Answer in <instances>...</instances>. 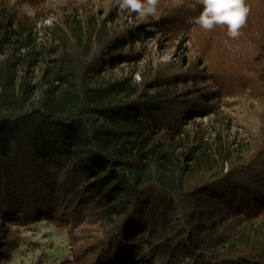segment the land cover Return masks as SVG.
Returning <instances> with one entry per match:
<instances>
[{
  "label": "trees",
  "instance_id": "1",
  "mask_svg": "<svg viewBox=\"0 0 264 264\" xmlns=\"http://www.w3.org/2000/svg\"><path fill=\"white\" fill-rule=\"evenodd\" d=\"M247 3L230 39L188 22L196 0L136 23L118 0H0V264L40 221L67 231L57 264H264V0Z\"/></svg>",
  "mask_w": 264,
  "mask_h": 264
},
{
  "label": "rangeland",
  "instance_id": "2",
  "mask_svg": "<svg viewBox=\"0 0 264 264\" xmlns=\"http://www.w3.org/2000/svg\"><path fill=\"white\" fill-rule=\"evenodd\" d=\"M22 10L28 16H33V10L28 5H23ZM49 18H52L51 23L53 24V16H48L38 23V29L42 30L44 27H51L52 24L47 25L45 22ZM135 20L134 18L132 23H136ZM145 46L147 50H151L149 56L152 57V52H154L153 56L161 62H168L172 59L180 62L179 60L182 59L176 47L165 48L157 44L153 39L145 40ZM164 57H167V59H164ZM143 64L144 61L139 62L140 66ZM123 68L124 72H130V66L125 65ZM122 72L118 68L114 69L116 75H120ZM34 73L37 80L42 75V70L36 69ZM138 76L139 73L137 72L135 77L138 79ZM199 121L206 123V118H199ZM229 134L230 140H239L247 135L241 128H236V126H232L229 129ZM20 230L24 243L20 250L13 254V260L9 264H37L43 257H46L47 264H57L70 256L69 239L66 229H58L52 224L40 221L29 228L20 227Z\"/></svg>",
  "mask_w": 264,
  "mask_h": 264
},
{
  "label": "clouds",
  "instance_id": "3",
  "mask_svg": "<svg viewBox=\"0 0 264 264\" xmlns=\"http://www.w3.org/2000/svg\"><path fill=\"white\" fill-rule=\"evenodd\" d=\"M159 4L160 0H118L119 8L129 13L130 23L134 18L155 17ZM196 4L201 5L202 9L198 15L190 17L188 22L198 25L205 31L225 26L230 39L240 38L251 14V6L247 0H196ZM189 7L191 11H196L195 5Z\"/></svg>",
  "mask_w": 264,
  "mask_h": 264
},
{
  "label": "built area",
  "instance_id": "4",
  "mask_svg": "<svg viewBox=\"0 0 264 264\" xmlns=\"http://www.w3.org/2000/svg\"><path fill=\"white\" fill-rule=\"evenodd\" d=\"M45 22L47 23V25H50V24H52L51 22H52V18H49V19H47V20H45ZM42 25V24H41ZM41 28V27H40ZM40 30V29H39Z\"/></svg>",
  "mask_w": 264,
  "mask_h": 264
}]
</instances>
